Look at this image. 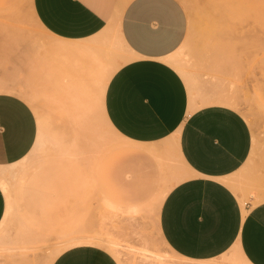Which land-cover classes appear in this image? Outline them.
I'll use <instances>...</instances> for the list:
<instances>
[{"label": "rangeland", "instance_id": "374dc122", "mask_svg": "<svg viewBox=\"0 0 264 264\" xmlns=\"http://www.w3.org/2000/svg\"><path fill=\"white\" fill-rule=\"evenodd\" d=\"M178 1L189 25L182 47L170 57L171 65L195 96L200 86L226 80L222 69L242 68L244 74L234 81L242 86L250 83L252 90L240 98L239 108L262 149L264 92L259 82L264 73V34L247 15L246 1ZM56 45L32 16L30 0H0V72L7 75L5 84L17 85L14 89L23 93L11 94L30 105L40 135L25 160L4 170L2 184L11 213L0 225V264L16 260L48 264L71 239L94 233L116 242L115 250L98 247L118 251L119 264H184L163 244L157 224L160 192L165 187L169 191L185 174L173 141L152 147L156 152L148 155L142 147L137 153L126 152L132 144L109 129L99 107L100 88L110 77L104 80L102 74L87 82L86 72H78L89 61L84 70L118 68L123 53L115 32L70 45L78 50L94 48L90 59L86 54L65 58ZM183 60L182 68L178 64ZM30 66L41 69L42 75L35 87L23 88V71ZM143 182L151 185L143 190ZM8 247L14 250H4ZM211 264L243 263L230 252Z\"/></svg>", "mask_w": 264, "mask_h": 264}, {"label": "crops", "instance_id": "0c3cea01", "mask_svg": "<svg viewBox=\"0 0 264 264\" xmlns=\"http://www.w3.org/2000/svg\"><path fill=\"white\" fill-rule=\"evenodd\" d=\"M245 1L247 15L264 34V0ZM30 12L65 58L91 56L94 48L70 45L115 32L123 56L106 83L108 124L132 144L130 154L139 147L145 155L154 153L148 148L173 136L181 171L188 175L171 187L158 214V231L170 252L184 264H211L230 252L248 264H264V147L257 148V135L239 108L252 90L250 83H236L245 71L224 68L226 80L192 93L170 63L188 33V15L178 0H30ZM41 75V69L25 68L22 87H35ZM6 76L0 72V86L17 87L5 84ZM259 84L264 92V73ZM37 134L30 105L0 93V167L25 158ZM5 209L0 189V222ZM51 264L119 263L103 248L80 245Z\"/></svg>", "mask_w": 264, "mask_h": 264}, {"label": "bare ground", "instance_id": "6f19581e", "mask_svg": "<svg viewBox=\"0 0 264 264\" xmlns=\"http://www.w3.org/2000/svg\"><path fill=\"white\" fill-rule=\"evenodd\" d=\"M88 55V54H87ZM82 56V55H81ZM81 56H80V60H82L81 59ZM117 56V55H116ZM82 58H83V56H82ZM89 59H90V55H89V57H88ZM120 58H122L121 56H120ZM86 59V58H85ZM85 59H83V61L85 60ZM112 59V58H111ZM95 60V59H94ZM186 60V62H188L187 61V59H185ZM185 60H183V63L182 62H179V66H181L182 68H183V66L186 64V62H185ZM112 61V60H111ZM78 62H80L81 64H82V61H79L78 60ZM110 62V61H109ZM108 62V63H109ZM115 62H118V59H116V61ZM121 62V61H120ZM87 64L88 65V63H90V61L87 63V62H84V64ZM94 63V62H93ZM99 63V62H98ZM101 63V62H100ZM81 64L79 65V66H81ZM83 64V67L82 68H80V70H78V72L80 71L81 73H83V74H85V72H86V74L85 75H87V78H85L86 80H87V82H88V80H90V82H93L96 78H98L99 76H101V78H102V74L105 76L104 78H102V79H104V80H106V78L108 79L111 75H112V72L114 71L113 69H112V67L111 68H109V69H106V71H102L101 69L99 70L97 67V70L98 71H101V72H98L97 70V73H95V71H93L92 69H90V68H86L85 70H84V67H85V65ZM86 65V66H87ZM115 65H116V63H115ZM119 65V64H118ZM117 65V66H118ZM103 66V65H102ZM89 67H90V65H89ZM93 67V66H92ZM78 68V69H79ZM110 69L112 70V71H110ZM74 72V71H73ZM76 72V71H75ZM79 72V73H80ZM93 72L95 73V74H93ZM79 73H78V75H79ZM83 74H81V75H79V76H82ZM74 75V74H73ZM77 78V77H76ZM81 79H82V77H81ZM83 81V80H82ZM84 82H86L85 80H84ZM103 84V88H102V86H101V88H100V91H99V97H100V105H99V107L101 108V111H102V114H103V120H104V122H106L107 123V126L109 127V129L112 131L113 129H111V127H110V125L108 124V121L106 120V118H105V115H104V91H105V85L106 84H104V83H102ZM84 85V84H83ZM88 85V84H87ZM0 92H7V93H18V94H20V95H22V96H24L23 95V93L21 92V91H19V90H16V89H14L13 87H4V86H0ZM28 97V96H27ZM30 100V99H29ZM39 137H40V135H39V133L37 134V138H36V142H35V144H34V147H33V149H32V151H34V149L37 147V145H38V141H39ZM171 139L174 141V143H175V141L177 140V139H175L173 136L171 137ZM138 146V145H137ZM255 148H256V145H255ZM153 149L154 148H148V150L149 151H153ZM31 151V152H32ZM27 157V156H26ZM26 157L25 158H23L21 161H23V160H25L26 159ZM19 163V162H18ZM14 165H16V164H14ZM14 165H11V166H6V167H0V188H1V190H2V192L4 193V195H5V197H6V210H5V213H4V216H3V219H2V221L0 222V225L4 222V219L5 218H7L9 215H10V213H11V209H10V201H9V194H8V191H7V189L3 186V184H2V180H3V178L5 177V174H4V170L6 169V168H10V167H13ZM182 165H184V164H182ZM187 174H184V175H181V176H178V178H177V180H175V181H177L178 182V180H182V178H183V176H186ZM188 176V175H187ZM150 186L151 185V183H142L141 184V186H142V188H143V190H144V187L145 186ZM168 188H164L161 192H160V194H159V198H158V202H157V208L159 209L160 208V206H161V203H162V201H163V199L166 197V195H167V192H168V190H167ZM110 205V204H109ZM112 206V205H111ZM120 211H122V212H126L127 211V208L126 207H120ZM244 211V210H243ZM157 224H158V220H157ZM114 241V240H113ZM163 244H164V242H163ZM80 245H89V246H96V247H98V246H101V245H103V246H107V247H110L111 248V250L113 249V250H115V248H116V246H117V244H116V242L114 243V242H112L111 240H109V239H107V238H105L104 236H102L101 234H98V233H94V234H92V235H87V236H81V237H78V238H73V239H71L69 242H68V244L65 246V248L63 249V250H58L55 254H54V256H52V258H51V260H50V262H48V264H51L53 261H54V259L60 254V253H63V251H65L66 249H68V248H71V247H75V246H80ZM102 246V247H103ZM166 246V245H165ZM5 247V246H4ZM104 248V250H106L105 249V247H103ZM168 248V247H167ZM109 249V248H108ZM169 249V248H168ZM4 250H6V251H12V250H14V249H11L10 247H8V248H6V249H4ZM0 251H1V249H0ZM5 252V251H4ZM108 252V251H107ZM111 251L109 250V253H110ZM113 253H111V255L112 254H114L113 256L115 257L116 256V254L118 253V251H112ZM11 253V252H10ZM6 254V253H5ZM7 255V254H6ZM241 255V254H240ZM239 256V255H238ZM242 256V255H241ZM116 258V257H115ZM240 259H241V261H242V263L243 264H248V262H246V260L245 259H243V258H241L240 257ZM120 262V261H119ZM118 262V263H119ZM11 264H22L21 262H20V260L18 261V260H16V261H14V262H12Z\"/></svg>", "mask_w": 264, "mask_h": 264}]
</instances>
